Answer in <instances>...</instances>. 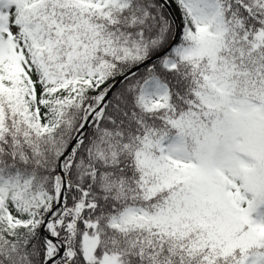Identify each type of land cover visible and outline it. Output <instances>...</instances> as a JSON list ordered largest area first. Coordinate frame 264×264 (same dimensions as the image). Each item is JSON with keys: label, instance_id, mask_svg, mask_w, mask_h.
Wrapping results in <instances>:
<instances>
[{"label": "snow or ice", "instance_id": "snow-or-ice-1", "mask_svg": "<svg viewBox=\"0 0 264 264\" xmlns=\"http://www.w3.org/2000/svg\"><path fill=\"white\" fill-rule=\"evenodd\" d=\"M0 264H264V0H0Z\"/></svg>", "mask_w": 264, "mask_h": 264}]
</instances>
